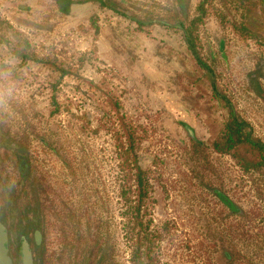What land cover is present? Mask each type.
<instances>
[{
  "label": "rangeland",
  "instance_id": "374dc122",
  "mask_svg": "<svg viewBox=\"0 0 264 264\" xmlns=\"http://www.w3.org/2000/svg\"><path fill=\"white\" fill-rule=\"evenodd\" d=\"M200 1L184 0L190 19L199 16ZM107 3L116 11L88 2L62 16L51 0H0V19L12 25L7 35L20 33L41 61L23 64L0 46V144L8 136L31 158L24 194L35 178L47 185L37 187L51 226L44 263L88 264L101 248L100 264H138L142 239L143 264H264V168L247 173L204 148L211 134L203 119L217 109L206 97L183 95L187 82L177 81L176 71L186 68L184 36L158 23H176L177 0ZM226 15L227 24L209 8L198 53L214 71L218 93L264 143V77L255 73L264 47L235 32L239 12ZM97 85L114 92L113 105L104 104ZM107 111L134 131L148 185L139 214ZM1 154L0 172L20 175ZM66 244L71 251L60 259Z\"/></svg>",
  "mask_w": 264,
  "mask_h": 264
},
{
  "label": "trees",
  "instance_id": "16d2710c",
  "mask_svg": "<svg viewBox=\"0 0 264 264\" xmlns=\"http://www.w3.org/2000/svg\"><path fill=\"white\" fill-rule=\"evenodd\" d=\"M51 1L60 15L68 16L71 14L74 4L83 3L88 0ZM97 1L102 6H106L105 0ZM215 2H218L219 5H213ZM209 8L216 9V14L223 21L229 16L226 14L231 10L239 12V19L232 23L235 32L243 39L256 41V43L264 47V0H201L197 9L199 16L195 17L188 24L185 21L182 22L183 16L177 10V14L180 17V26L185 31L183 32V36L187 43L185 51L180 55L182 63L187 68L184 71L178 72V81L181 83L187 82V84H181L187 89L186 95L190 94L191 96H198L200 98L206 97L208 104L210 106L213 105V108L217 109L216 115L203 119L211 134L210 144L204 148L208 149V146H211L212 151L231 157L247 173L259 171L264 168V143L254 138L248 123L240 121L238 113L234 111L231 105V101H225L226 99L229 100V98L222 93H218L216 79L213 77L214 71L211 70L209 64L198 53L201 47L198 44L200 43L198 30L202 23V18L206 16ZM224 23L227 24L226 21ZM8 30L12 31L11 23L0 19V46L5 49L10 59L21 61L23 64L31 61L32 58L37 63L41 62L37 59L31 44L26 38H23L18 32H15V37L7 35L6 31ZM257 68L258 71L255 73H260V76L264 77L262 74L264 72V58H261V62L257 63ZM189 76H191L190 81L187 79ZM95 89L102 92L106 99L104 104L113 105L111 93L114 92L111 89L98 85L95 86ZM105 117L112 120L111 125L117 136L121 158L123 159L122 169L128 176L132 196L136 197L135 213L139 214L141 213L142 203L148 195V185L144 180L145 171L138 164L137 156L135 155L137 145L134 140V131L127 126L124 119L119 117L118 114L116 121H114V116L109 114L108 111L105 113ZM131 182H134V184ZM225 202L232 209L238 211V208L228 200H225ZM138 221L136 220V222ZM140 240L142 239L138 241L139 249L137 250L136 258L138 264H143L142 254L144 255V253L141 252L142 244H140Z\"/></svg>",
  "mask_w": 264,
  "mask_h": 264
},
{
  "label": "flooded vegetation",
  "instance_id": "af4514ba",
  "mask_svg": "<svg viewBox=\"0 0 264 264\" xmlns=\"http://www.w3.org/2000/svg\"><path fill=\"white\" fill-rule=\"evenodd\" d=\"M88 2H98V1L88 0L83 3H88ZM177 2H178L177 4L178 6L174 10V15L177 18L176 23L175 24L169 23V21L166 20V17H163V20L158 21V23L166 28H170V29L178 28L183 34V32L185 31L180 26V22H179L180 20L177 17L178 16L177 10L180 11L183 16L182 22L185 21L186 24H188L193 19H190L189 16L187 15L188 11L186 10V3L184 4V0H177ZM105 3L106 6H104L103 8L109 9L111 11H116V9L113 6L108 5L107 0H105ZM76 5L78 4L73 5L72 11ZM129 19L135 21L136 24H138V26L150 24L143 22L140 19L138 20L136 18H129ZM184 41L186 48L187 43L186 40ZM209 58H211L212 60L215 59V54L210 47H209ZM186 68H184V70H186ZM202 68L204 69L203 66ZM178 71L179 70L176 71L177 75H178ZM190 77L191 76L187 78L189 81H190ZM251 78L255 80V82L259 85V83L257 82L258 76L256 74L253 75L251 74ZM178 79L179 77L177 76V81ZM183 95L190 101L200 100V97L191 96L190 94L186 95V92ZM225 101H231V100L226 99ZM239 119L241 122L247 123V121H245L241 116H239ZM250 127L251 126H249V128ZM187 129L193 135V129H191L190 127H188ZM250 130L252 131V129ZM6 139L7 140L3 144H0V165L5 164L1 156L2 155L1 153H3L4 155L7 156V158L12 160L9 165L11 167H13V165H15L16 168L19 167V171H20V175H14L12 172H8L6 170L0 172V225L4 227L5 229L4 233H6L7 235L8 256L12 260L13 264H24L23 250L25 244H27L30 254L32 255L33 264H45L44 262L46 257L45 256L46 250L44 249L47 243V233L50 232L51 226H50V220L48 219L47 216L49 215V213L45 214V211L42 207L44 196H41L39 194L40 191L37 189V187L39 186L43 188V186H47V185H45V183L41 184V182L35 178V180L33 179L30 182L31 185L30 193L26 192V194H24L23 191L20 190V184H23L25 180L30 178L31 167H32L31 158L29 157V154L27 152H24V150L22 149V144L21 147H19L17 141L11 142L10 137L8 136H6ZM257 140L262 142L259 139ZM194 143L200 145V147L204 146V144L201 142L194 141ZM256 172H261V171H253V173ZM213 192L222 200V202L224 203L225 206H227L228 209H230L231 211H235L225 202V200H228L231 204H233L237 208L236 204L231 202L227 197H224V195L221 194L220 190L213 189ZM36 198L39 199V202L36 201ZM68 245L69 244H66L64 246V251L59 252L60 259H63L66 253L71 251L69 250V248H67ZM97 249L98 251L95 254V258H93L94 255H92V253H91L92 257L91 256L88 257L87 259L88 264H92L91 263L92 259L96 261V264H100V262H102L103 256L100 255L102 252L101 248H97ZM15 250L19 253L20 259H18L14 255Z\"/></svg>",
  "mask_w": 264,
  "mask_h": 264
},
{
  "label": "water",
  "instance_id": "95a60500",
  "mask_svg": "<svg viewBox=\"0 0 264 264\" xmlns=\"http://www.w3.org/2000/svg\"><path fill=\"white\" fill-rule=\"evenodd\" d=\"M0 264H13L12 260L8 256L7 249V235L4 233V227L0 225ZM23 261L24 264H33L32 255L30 254L28 245L25 244L23 250Z\"/></svg>",
  "mask_w": 264,
  "mask_h": 264
}]
</instances>
